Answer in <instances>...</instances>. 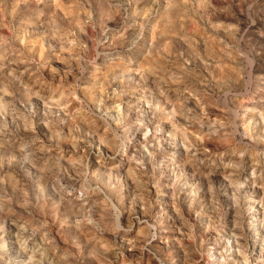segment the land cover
Listing matches in <instances>:
<instances>
[{
  "label": "rangeland",
  "instance_id": "obj_1",
  "mask_svg": "<svg viewBox=\"0 0 264 264\" xmlns=\"http://www.w3.org/2000/svg\"><path fill=\"white\" fill-rule=\"evenodd\" d=\"M0 264H264V0H0Z\"/></svg>",
  "mask_w": 264,
  "mask_h": 264
},
{
  "label": "bare ground",
  "instance_id": "obj_2",
  "mask_svg": "<svg viewBox=\"0 0 264 264\" xmlns=\"http://www.w3.org/2000/svg\"><path fill=\"white\" fill-rule=\"evenodd\" d=\"M259 95V94H258ZM258 135V134H257ZM216 235V234H215ZM11 241V246H12V240H10ZM9 244H10V242H9ZM259 251V250H258Z\"/></svg>",
  "mask_w": 264,
  "mask_h": 264
}]
</instances>
